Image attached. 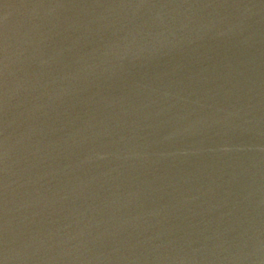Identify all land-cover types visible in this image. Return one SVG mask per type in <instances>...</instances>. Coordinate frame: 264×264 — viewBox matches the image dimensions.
Listing matches in <instances>:
<instances>
[{"label": "water", "instance_id": "1", "mask_svg": "<svg viewBox=\"0 0 264 264\" xmlns=\"http://www.w3.org/2000/svg\"><path fill=\"white\" fill-rule=\"evenodd\" d=\"M0 264H264V0H0Z\"/></svg>", "mask_w": 264, "mask_h": 264}]
</instances>
